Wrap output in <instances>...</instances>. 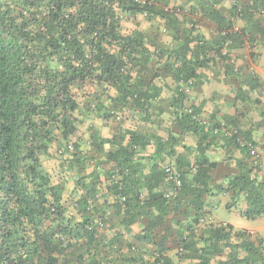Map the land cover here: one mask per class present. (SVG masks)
<instances>
[{"label":"trees","instance_id":"16d2710c","mask_svg":"<svg viewBox=\"0 0 264 264\" xmlns=\"http://www.w3.org/2000/svg\"><path fill=\"white\" fill-rule=\"evenodd\" d=\"M257 47L264 0H0V264H264L262 238L207 222L204 201L231 191L264 215V144L238 122L253 104L264 125L262 82L237 64ZM219 77L240 83L221 119L194 92ZM212 146L247 160L210 185Z\"/></svg>","mask_w":264,"mask_h":264},{"label":"crops","instance_id":"0c3cea01","mask_svg":"<svg viewBox=\"0 0 264 264\" xmlns=\"http://www.w3.org/2000/svg\"><path fill=\"white\" fill-rule=\"evenodd\" d=\"M259 56H260V54H259ZM255 73L259 76V78L262 82L263 90L260 89L259 92L258 91L250 92V95L252 98H259L261 100L262 104H264V101L262 100V97H261L262 93H264V72L261 73L259 71H255ZM239 87H240V83L238 80H235L234 77H229V78L219 77V78H216L214 80L207 81L200 88L194 89V92L199 96H202V95L206 96L210 92H211V94L213 93L212 96L216 102V106L218 109L217 117L219 119H221L224 114H235V110L231 106V104L234 100L233 97H234L235 93L238 91ZM244 109L246 111L245 112L246 114L243 116L240 115L238 117V122L243 127L249 128V126L251 125V127H253L252 134H253L254 140L260 145L264 144V137L260 138L261 134L264 133V125L263 126L257 125V122L260 119L259 113L257 111L258 107L253 106V104H247V105H245ZM252 112L254 113L255 118L252 117V114H251ZM96 124L100 125L101 121L97 120ZM107 130H109V129H107V127L104 126V135L105 136L109 137V136H111V134H114V131H113V133H111L110 131L108 132ZM181 138L184 140V143L191 148L196 143L195 138L191 134H186V135L182 136ZM154 150H155V148L151 144L150 146H148L145 153L152 154L154 152ZM177 150L180 151L181 148L178 147ZM257 151L259 153V156L257 158L253 157V158L257 159V161H256L257 163H256V166L253 170V174L251 176L257 177L258 181L264 182V147L259 148ZM194 152H196V151L193 150L192 154H194ZM230 155L232 157L230 158V160H227L224 157V148H221L220 146H212V148H208L206 157L208 158V160L216 161V163H217L216 168H214L210 173L211 174L210 185L225 182L230 177H233L236 174H238L239 172H238V169H236V164H235L236 160H240V161H242V160L246 161L247 160V158L243 157L240 150H238V149H233L231 151V153H229V156ZM168 162L171 163L172 161H169V159L167 158V160H165V162H163L162 166ZM236 199H237V202L234 205V197L232 198V192L231 191L219 192L217 190L212 189L211 194L206 196L204 199V201L206 203L205 204L206 207L210 210V212L206 215V221L207 222L213 221V222L229 223V222L214 218L213 212H214V209H216L217 207H220V206H224L225 209H228V210L235 208V207H238L239 212L247 207V205L245 204V202H243V200L241 202V197L240 198L237 197ZM241 205L243 206V209H240ZM260 217H264V215L258 216V217L253 218V219L251 218V220L254 221L256 219H259ZM229 224H231V223H229ZM231 225L237 229H246L250 232L254 231L257 234H258V231L262 229V226H256L254 228H246L243 226L237 227L233 224H231ZM259 237H260V235H259Z\"/></svg>","mask_w":264,"mask_h":264},{"label":"rangeland","instance_id":"374dc122","mask_svg":"<svg viewBox=\"0 0 264 264\" xmlns=\"http://www.w3.org/2000/svg\"><path fill=\"white\" fill-rule=\"evenodd\" d=\"M208 30H210V27H208ZM257 51L259 52L260 56H259V59L256 61V63H254L250 59H247V58L244 59L242 57V59L237 61V64L238 65L242 64L244 67L247 66L245 70H248V71L249 70H253V71H259V72L263 73L264 72V48L257 47ZM239 53H240V55H242V54L244 55L245 50H240ZM261 97H262V100L264 101V93H262ZM251 114H252V117H254V113L252 112ZM97 120L98 119H94V118L93 119L92 118L86 119L84 124L79 128V132L82 133V131H84L89 124H92V125H94L96 127L97 126L96 125V121ZM126 123L127 122H125V123L121 122V125H126ZM118 126L120 127V123H118V122L117 123L110 122L106 126L107 129H109L107 131L108 132L110 131L111 133H113V131L114 132L117 131ZM263 137H264V133L261 134L260 138H263ZM47 164L50 165V164H53V163H52V161H49ZM241 206H240V209H243V206L242 207ZM213 214H214V218L229 222V223H231V224H233V225H235L237 227L238 226H243V227H246V228H254L256 226H262V229L258 231V234L262 238L263 245H264V217H260L259 219H256V220L253 221L251 219L245 218L239 212V208L238 207H235V208H232V209L228 210V209H225L224 206H220V207H217L216 209H214ZM251 232L253 233V235L259 236L256 232H254V231H251ZM171 253H173V251H169V254H171Z\"/></svg>","mask_w":264,"mask_h":264},{"label":"built area","instance_id":"2783aa9c","mask_svg":"<svg viewBox=\"0 0 264 264\" xmlns=\"http://www.w3.org/2000/svg\"><path fill=\"white\" fill-rule=\"evenodd\" d=\"M234 29H236V27H234ZM239 143L240 145L244 144L243 139H239ZM250 153L253 155V157L257 158L259 156L258 151L250 146ZM163 171L165 173L166 179L167 181L172 182L173 184V188H172V193H175V190L180 186L181 180H180V173L179 171L174 167V165H172L171 163H165L163 166Z\"/></svg>","mask_w":264,"mask_h":264}]
</instances>
